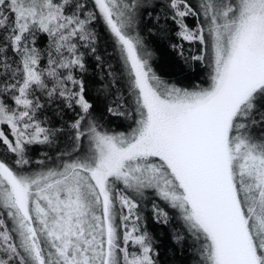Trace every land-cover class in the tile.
<instances>
[{
  "label": "snow or ice",
  "instance_id": "1",
  "mask_svg": "<svg viewBox=\"0 0 264 264\" xmlns=\"http://www.w3.org/2000/svg\"><path fill=\"white\" fill-rule=\"evenodd\" d=\"M0 264H264V0H0Z\"/></svg>",
  "mask_w": 264,
  "mask_h": 264
},
{
  "label": "trees",
  "instance_id": "2",
  "mask_svg": "<svg viewBox=\"0 0 264 264\" xmlns=\"http://www.w3.org/2000/svg\"><path fill=\"white\" fill-rule=\"evenodd\" d=\"M149 42H154L151 37H149ZM158 55H159V53H158ZM157 66L162 68V69L164 68L163 59H160V60L157 61ZM168 256L171 257V253H168ZM176 258L177 259L181 258L179 252L176 253Z\"/></svg>",
  "mask_w": 264,
  "mask_h": 264
}]
</instances>
